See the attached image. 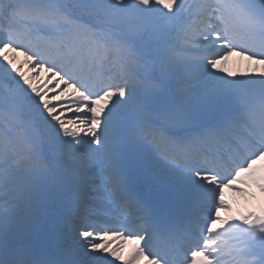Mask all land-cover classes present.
Returning a JSON list of instances; mask_svg holds the SVG:
<instances>
[{
    "label": "snow or ice",
    "instance_id": "1",
    "mask_svg": "<svg viewBox=\"0 0 264 264\" xmlns=\"http://www.w3.org/2000/svg\"><path fill=\"white\" fill-rule=\"evenodd\" d=\"M185 11L0 0V264H264V212L219 216L241 176L264 193V72L213 71L232 54L264 65V0H209L195 30ZM18 50L64 85L56 104Z\"/></svg>",
    "mask_w": 264,
    "mask_h": 264
},
{
    "label": "rangeland",
    "instance_id": "2",
    "mask_svg": "<svg viewBox=\"0 0 264 264\" xmlns=\"http://www.w3.org/2000/svg\"><path fill=\"white\" fill-rule=\"evenodd\" d=\"M203 2L208 3L209 0H185L186 11L184 13V16L187 24H190L193 18L192 14L194 16H199L200 5H202ZM162 7L163 5H161V8ZM215 54L216 53L214 50H207L200 53V55H204V56H212ZM8 56L10 59L13 60V62L19 68L20 73L30 77L33 80V83L41 90V92L44 90L45 85L50 84V82H47L44 86H40L42 80H45L47 74L44 72L43 68H39L37 71V68H33L31 63L26 62L25 54L22 53V50H18L17 52H9ZM0 63H4L5 66H7L6 62L3 61L2 55H0ZM213 71H220V74L224 75L226 78H237V79L248 78V77L258 78L259 73L264 72V66L260 67L259 64L255 62L247 63L241 60H233L230 56L227 59L223 60L221 64L217 65V69H214ZM229 73H232L233 76L228 77ZM13 75L16 76V79H20V77L16 73H13ZM47 97L46 99H48ZM263 172H264V168H263ZM228 192L229 189H226L222 193L224 196H226ZM103 239L105 243H110V248H117L118 238L116 239L113 238L111 235H109L108 237H104ZM102 255H105L109 260H112L113 264H123L122 261H116L114 257L109 256L107 253H102Z\"/></svg>",
    "mask_w": 264,
    "mask_h": 264
},
{
    "label": "bare ground",
    "instance_id": "3",
    "mask_svg": "<svg viewBox=\"0 0 264 264\" xmlns=\"http://www.w3.org/2000/svg\"><path fill=\"white\" fill-rule=\"evenodd\" d=\"M241 60H244V58H242ZM49 79H51V83L49 84V87L46 88L41 94L43 95L44 92H48V99L49 102L51 104H56L57 103V97L60 96V93L63 91L64 89V85L62 84H57L56 81L58 78H55L53 76H51V73L48 75ZM45 80H43V82L40 84L41 86L45 85ZM70 95L69 93H65V99L67 98V96ZM260 159V158H259ZM253 167V165H252ZM257 175V174H256ZM235 183L239 184L240 186L246 187L247 183H251L246 176H241L238 179V182L235 181ZM233 184V183H232ZM253 184V183H251ZM255 187V184H253ZM0 195H2V200L0 202H3L5 200V198H8L11 196V192L10 191H0ZM261 196V198L264 201V195L263 193L259 194ZM254 212V206L253 204H249L246 205L243 210L240 211L239 216L245 215L247 213H253ZM238 216V217H239ZM236 217H234L233 219H235ZM117 248H121V253L123 255H125V257H127L128 253L134 248L133 246H131V243L127 240H121V239H117ZM141 264H145V262L141 263Z\"/></svg>",
    "mask_w": 264,
    "mask_h": 264
}]
</instances>
